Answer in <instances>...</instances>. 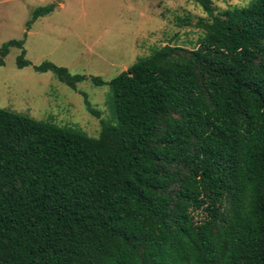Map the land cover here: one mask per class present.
Masks as SVG:
<instances>
[{
  "label": "trees",
  "instance_id": "trees-1",
  "mask_svg": "<svg viewBox=\"0 0 264 264\" xmlns=\"http://www.w3.org/2000/svg\"><path fill=\"white\" fill-rule=\"evenodd\" d=\"M194 1V47L110 79L98 136L0 108V264H264V0Z\"/></svg>",
  "mask_w": 264,
  "mask_h": 264
},
{
  "label": "rangeland",
  "instance_id": "rangeland-1",
  "mask_svg": "<svg viewBox=\"0 0 264 264\" xmlns=\"http://www.w3.org/2000/svg\"><path fill=\"white\" fill-rule=\"evenodd\" d=\"M252 0H211L214 13ZM52 5L28 26L34 9ZM208 14L194 0H0V49L11 41L0 64V108L99 135L114 120L108 81L152 48L194 47L196 25ZM27 61L18 65V57ZM1 57V53H0ZM50 61L85 78L70 86ZM99 77L105 83L96 84Z\"/></svg>",
  "mask_w": 264,
  "mask_h": 264
}]
</instances>
